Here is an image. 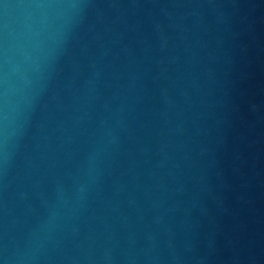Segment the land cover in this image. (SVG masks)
Wrapping results in <instances>:
<instances>
[{"label":"water","instance_id":"1","mask_svg":"<svg viewBox=\"0 0 264 264\" xmlns=\"http://www.w3.org/2000/svg\"><path fill=\"white\" fill-rule=\"evenodd\" d=\"M0 264H264V0H0Z\"/></svg>","mask_w":264,"mask_h":264}]
</instances>
